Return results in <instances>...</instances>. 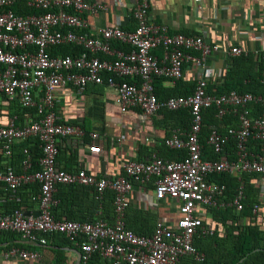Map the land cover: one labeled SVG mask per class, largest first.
<instances>
[{
    "label": "built area",
    "instance_id": "built-area-1",
    "mask_svg": "<svg viewBox=\"0 0 264 264\" xmlns=\"http://www.w3.org/2000/svg\"><path fill=\"white\" fill-rule=\"evenodd\" d=\"M193 1L200 8L204 0ZM17 2L0 0V98L17 99L24 108H36L39 119L22 127H15L10 120L9 125L0 127V143L4 155L10 157L13 141L37 137L42 156L38 159V170L31 169L28 158L22 162L19 174L10 167L0 171V185L15 201L19 200L16 192L22 186L37 183L40 193L35 213L26 215L16 209L0 215V233H14L23 241L40 245H46V235H62L80 249L83 264H87L93 254H98L101 264H179L183 257L202 263L205 255L193 246V241L197 235L213 233L212 228L203 223L207 210L229 207L240 211L244 197L240 185L233 198L225 201V186L209 181L208 177L225 173L240 181L243 174L264 176V93L207 94L205 88L212 72L204 65L212 54L220 51L219 46L201 37L169 34L164 26L150 25L147 0L135 3L133 31L114 26L99 29L96 35L76 30L87 26L82 13L104 10L101 5L85 0H31L29 7L39 13L22 16L12 10ZM115 44L127 46L129 50L123 51ZM61 45H73L83 51L77 56H51L47 52ZM156 49L161 51V59L154 54ZM223 52L228 57L244 54L238 47ZM189 63L204 67L193 94L159 100L154 93L155 79L177 81L182 77L185 64ZM261 79L264 84V69ZM89 84L115 89L121 113L136 110L145 116H154L161 108L188 109L192 116L189 131L181 136L174 130L165 140L168 148L185 150L186 156L179 161L163 160L155 155L149 162L127 161L123 164L124 176L114 179H97L86 174V169L77 174L58 170L55 166L58 140L65 138L83 143L85 131L61 122L54 111L57 91L71 88L79 95ZM251 104L261 106L256 117L250 115L248 106ZM211 107L215 108L218 121L229 115L237 118V125L227 127L225 132L211 129L207 144L219 157L217 160L203 159L198 137L201 112ZM89 138L94 141L97 134L89 133ZM229 140L235 142L232 160L223 153ZM250 142L256 143L253 151L249 149ZM88 150L100 152L96 146ZM150 181L157 201L176 202L178 218L173 224L157 221L152 235L146 237L127 229L124 215L132 182L146 184ZM59 184L93 186L98 193L105 189L114 191L112 222L56 220L51 209L57 204L54 193ZM36 213L38 216L34 215ZM252 213L264 218L260 204L254 205ZM39 258L36 251L16 247L0 251V260L37 261Z\"/></svg>",
    "mask_w": 264,
    "mask_h": 264
},
{
    "label": "crops",
    "instance_id": "crops-1",
    "mask_svg": "<svg viewBox=\"0 0 264 264\" xmlns=\"http://www.w3.org/2000/svg\"><path fill=\"white\" fill-rule=\"evenodd\" d=\"M85 1L101 5L104 10H99L94 14L83 12L82 17L87 26L76 30L77 32L96 35L99 29L114 26H119L125 31L135 29L136 22L132 12L137 0ZM147 1V19L150 25L164 26L169 34L201 37L207 43L219 46L220 51L212 54L204 65L205 68L211 70L212 80H218L223 75L226 63L232 58L226 56L223 51L231 47L240 48L244 55L261 56L264 60V0H204L200 8L193 0ZM154 54L159 59L162 58L159 49H156ZM99 57L103 56L99 55ZM204 67H197L190 63L185 64L182 77L179 80L195 86L204 73ZM106 78L107 75L104 79ZM174 83L175 81L167 79L162 83V86L169 89L174 86ZM56 97L58 103L55 105L54 111L62 123L76 125L83 130L86 128L89 133L97 134V139L93 141L89 138V133L85 132V137L90 141L88 144L64 139L66 160L63 159L62 163L72 170L82 165L83 169L88 170L90 175L98 179H114L124 176L123 164L127 161L149 162L152 156H157L152 150L158 141L164 140L165 144V140L169 139L174 131L172 130L170 135L165 137L166 130L163 127L164 122L161 114L145 116L136 110L121 113L116 104V90L106 85L89 84L79 95H75L71 88H65L58 90ZM17 105L22 107L17 99L0 98V127L9 125L10 120L15 127H22L39 119L34 120L28 115L18 117L13 112ZM178 132L181 136L185 135L183 131L178 130ZM30 138L37 137L28 139ZM63 141L58 140V142ZM21 142L13 141L10 146L18 145ZM91 146L98 147L100 152L90 153L88 149ZM74 155L76 156L74 157ZM5 158L9 157L3 154L0 158V171H5L7 167L14 171L10 162ZM21 172L22 164L19 173ZM255 184L260 190V207L264 211V177L255 181ZM20 188L16 192L18 198H20ZM127 198L128 204L131 203L139 209L156 214L157 220L160 222L173 224L178 218L176 202L155 199L152 181L146 184L132 182V190ZM7 201L15 200H12L5 187L0 185V215L7 212L5 207ZM38 205L39 203L28 211L35 213ZM97 214L95 220H104L100 215L101 211H98ZM45 239L46 245L32 244L21 240L17 234L0 233V251L16 247L27 251H36L40 255L37 261L1 259L0 264H83L81 255H78L81 252L77 246L71 243L62 246L63 240L51 237V235H46Z\"/></svg>",
    "mask_w": 264,
    "mask_h": 264
},
{
    "label": "trees",
    "instance_id": "trees-1",
    "mask_svg": "<svg viewBox=\"0 0 264 264\" xmlns=\"http://www.w3.org/2000/svg\"><path fill=\"white\" fill-rule=\"evenodd\" d=\"M29 0H18L12 7L16 15H30L39 13L28 6ZM124 51H128L127 46L115 44ZM83 51L82 48L73 45H61L48 49L51 56H77ZM264 69V60L261 56L240 55L232 57L226 63V68L223 75L218 80H208L205 91L209 95L220 96L229 92L239 94L251 93L259 95L264 93V84L261 82V73ZM106 77V75H104ZM167 78H156L154 81V93L159 100H166L170 97L190 96L193 94L195 86L190 85L183 80H177L172 88H164L162 83ZM190 86H192L190 88ZM13 112L21 116H29L32 119H38L36 108H22L19 105L14 107ZM251 116H258L261 111V106L251 104L248 106ZM158 114L162 115L166 136L170 135L172 130H180L187 133L191 126L192 116L188 109L169 111L161 108ZM216 110L214 107L204 109L201 112L202 126L199 133V142L202 146V157L205 160H217L219 157L214 154L212 147L207 144L208 137L212 128H216L218 132H225L227 127H235L237 118L232 115L226 116L222 121L215 118ZM157 125V124H156ZM155 126V125H154ZM86 134L89 131L84 128ZM65 138H61L63 141ZM22 141L18 145L10 147L11 156L7 159L15 173L20 172L22 162L29 158L31 169L38 170V159L42 156L41 142L38 138L20 139ZM63 143V146L61 144ZM84 144L90 143L85 137ZM59 152L55 158V166L58 170L77 174L83 170V166L72 168L66 167L62 163L65 159V142L57 143ZM250 150L256 149V143L248 144ZM156 155L163 160L179 161L186 156L185 150H173L165 146L164 140H159L152 150ZM235 142L229 140L224 145V154L229 159H234ZM4 154L3 145L0 143V158ZM71 155V154H70ZM76 155H74L75 157ZM66 160V159H65ZM21 163V164H20ZM86 170V174L89 175ZM264 177L259 174H243L240 181L237 178L228 174H211L208 177L209 181L225 186V201L233 198L239 186L243 187L244 197L241 201L242 210L236 211L234 208H219L208 209L204 224L210 226L213 230L212 235H197L194 238L193 246L204 253L205 259L202 263H196L190 257H183L179 264H264V218L263 216L252 213L253 207L260 204V190L255 184ZM98 179V178H97ZM135 183V182H134ZM39 184L24 186L20 188L18 201H7V212L19 209L24 213L29 212L39 202ZM115 198V193L112 190L105 189L102 193H98L93 186H85L79 184L56 186L54 199L57 204L51 209V213L56 220L64 217L67 220L75 222H94L97 218L98 211H101L102 219L111 223L113 220L112 203ZM156 214L139 209L131 203L125 209L124 223L127 229L136 235L149 237L153 233V229L157 223ZM13 234V233H8ZM50 236V235H49ZM63 240L62 246L70 245L68 239L62 235H51ZM243 261L241 263L240 260ZM101 259L98 254H93L87 264H101ZM107 264V263H105Z\"/></svg>",
    "mask_w": 264,
    "mask_h": 264
},
{
    "label": "water",
    "instance_id": "water-1",
    "mask_svg": "<svg viewBox=\"0 0 264 264\" xmlns=\"http://www.w3.org/2000/svg\"><path fill=\"white\" fill-rule=\"evenodd\" d=\"M26 215H29L28 214V212H27V214ZM35 216H38V213H36V214H34ZM78 255L80 256L81 254L80 253H78ZM243 261V259L242 260H240V262L239 263H241Z\"/></svg>",
    "mask_w": 264,
    "mask_h": 264
}]
</instances>
